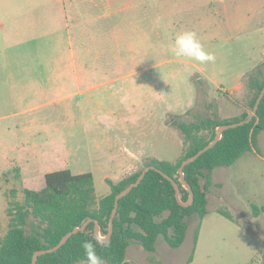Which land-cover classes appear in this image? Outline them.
Instances as JSON below:
<instances>
[{
    "label": "rangeland",
    "instance_id": "obj_1",
    "mask_svg": "<svg viewBox=\"0 0 264 264\" xmlns=\"http://www.w3.org/2000/svg\"><path fill=\"white\" fill-rule=\"evenodd\" d=\"M116 8L107 20L55 21L60 25L53 34L13 36L0 31V236L7 228L10 189L21 199L22 187L41 189L47 172L90 171L96 196L109 191L102 178L106 165L98 164L96 170V162L87 155L88 145L101 137L92 129L105 127V119L89 117L76 99L56 100L54 90L38 94L40 86L31 83L35 78L74 75L77 67L73 70L71 64L78 62L82 76L125 79L110 87L138 88L129 93L139 100L133 110L126 91L103 101L120 113L109 121L116 128L110 133L114 146L124 143L171 162L183 148L179 130L170 123L174 117L191 121L200 114H215L224 119L251 112L246 76L253 57L264 47V0H117ZM211 18L214 23L208 21ZM186 29L197 33L214 61L174 55L173 34ZM261 63L264 56L257 65ZM235 68L246 71L242 84L232 90L229 72ZM142 88L148 89V96ZM122 124L128 127L127 135L118 130ZM259 142L262 148L256 142V153H244L231 166L212 171L208 213L201 219L193 214L187 218V234L179 247L171 249L159 237L157 249L149 253L132 242L126 259L133 264H262L264 212L254 216L251 211V204L264 206V135ZM76 145L80 148L71 150Z\"/></svg>",
    "mask_w": 264,
    "mask_h": 264
},
{
    "label": "trees",
    "instance_id": "obj_2",
    "mask_svg": "<svg viewBox=\"0 0 264 264\" xmlns=\"http://www.w3.org/2000/svg\"><path fill=\"white\" fill-rule=\"evenodd\" d=\"M263 86L264 63H261L246 76L251 110ZM248 115L244 111L240 115L221 119L215 114H200L191 121L174 117L170 123L179 130L183 147L176 161L148 158L141 168L119 180L107 178L109 191L99 198L90 171L73 173L69 169H60L47 172L41 189L22 187L21 199L15 198L16 189H10L12 199L7 200L5 208L7 228L0 236V264H31L36 250L55 246L64 234L91 218L84 231L71 234L56 251L40 254L36 258V264H86L82 243L87 240L95 244L94 220L99 222L100 234L106 236L115 195L133 183L148 165H154L161 172L147 170L140 183L118 200L113 231L108 239L110 246H97V252L106 264H132L126 259L132 242L149 253L155 252L159 237L171 249L179 247L186 236L187 218L193 214L201 219L208 213L207 194L212 184V171L231 166L244 153L256 148L258 135L264 129V95L249 122L223 130L212 147L184 166V177L193 191L191 204L182 206L178 203L172 183L162 173L178 183L180 199L187 201L189 192L179 182V165L212 141L218 126L243 120ZM204 170L208 171L207 175ZM14 173L20 178L19 168L16 167ZM202 178L205 179L203 183ZM251 211L257 216L264 212V206L251 204ZM219 212L232 220L229 213Z\"/></svg>",
    "mask_w": 264,
    "mask_h": 264
},
{
    "label": "crops",
    "instance_id": "obj_3",
    "mask_svg": "<svg viewBox=\"0 0 264 264\" xmlns=\"http://www.w3.org/2000/svg\"><path fill=\"white\" fill-rule=\"evenodd\" d=\"M116 2L117 0H0V31L5 32L6 30L9 35L13 36H20L24 33H36L41 36L53 34L55 30L57 31L55 27L60 25V23L55 24V21H64L66 23L67 20L80 21V18L82 20L94 21L111 19L119 10L116 8ZM90 11L94 12L93 15L85 17L87 12ZM128 21L133 22L131 19ZM208 21L214 23L215 19L211 18L208 19ZM65 27L67 28V26ZM263 56L264 47L263 51L253 57L248 68L257 66V63L262 60ZM80 65L81 64L78 62H76V65L74 63L71 64L73 70L77 67V75H75L76 73L72 75L73 72H69L70 75L63 76L50 75L39 80L35 78L31 80V83L40 86L37 89L38 94H47L50 90H54L56 95L59 96L56 100L76 99L78 108L84 110V112L88 111L89 117H94L96 120L105 119V127L98 125L93 127L92 133L100 134L101 137L100 140L95 139V141H92L88 145L89 152L87 155L96 162V170H98V164L106 165L104 167L105 169L102 168V178L119 180L126 174L135 171L144 159L151 157L142 153L140 150L138 152L131 150L124 143L120 145L116 143L114 146L113 143L115 140L110 136V133L116 128H114L113 124L109 126V121L110 118L119 117L120 113L118 108L107 107L103 101L107 100L109 97H114L119 92L126 91L128 94H131L132 92H138L139 89L132 87L133 85L125 86V88L110 87L118 81L125 80L118 77L96 79L82 76L80 73L81 70L79 69ZM245 71L246 68H235L234 72H229L230 78L228 85L232 86V90L242 84ZM141 92L142 94L145 93L147 96L149 95L148 89L145 90L142 88ZM130 94L126 98L130 103L131 110H133L132 107L135 103L137 104L139 100H134ZM127 113L128 112L122 114L121 118H126ZM127 128L125 124H122L118 130H122L123 134L127 135ZM261 135H264V129L258 135L257 146L259 149L262 148V144L259 142ZM74 148L78 149L80 146L76 145L75 147H71V150H74ZM99 150L105 152V156L95 155V152ZM115 150H120L121 153L118 154ZM249 152L253 153L255 150L252 149ZM101 157L107 159V161L104 162ZM99 159H101L100 162ZM79 173H81V171ZM211 176L214 179L213 172ZM127 260L130 261L129 259ZM130 262L133 264L132 261Z\"/></svg>",
    "mask_w": 264,
    "mask_h": 264
},
{
    "label": "water",
    "instance_id": "obj_4",
    "mask_svg": "<svg viewBox=\"0 0 264 264\" xmlns=\"http://www.w3.org/2000/svg\"><path fill=\"white\" fill-rule=\"evenodd\" d=\"M263 95H264V86L261 89L260 93L258 94V96H257V98L255 100V103H254V105L252 107V110L249 113V115H248L247 118H245L243 120H240V121H237V122H233V123H229V124H222V125L218 126L217 129H216V135H215L214 139L212 141H210L208 144H206L205 146H203L201 149H199L192 156H189V157L185 158L182 161V163L179 165V167L177 169V172L179 174V182L189 192V196H188V200L187 201H185V202L181 201V199H180V189H179L178 183L173 178H171L170 176H168L167 174L162 173L164 175V177H166L172 183V185H173V187L175 189V197H176V199H177V201H178L179 204H181L182 206H188L193 201V191H192L190 185L187 183V181H186V179L184 177V172H183L184 166L186 164L190 163L191 161L195 160L204 151H206L207 149H209L210 147H212L220 139L223 130H225L227 128H230V127H234V126L241 125V124H244V123L249 122L255 116L256 111H257V108H258V105H259V103H260ZM149 169H154V170H156L158 172H161L154 165L145 166L142 169L140 175L137 177V179L133 183L129 184L128 186H126L124 189H122L120 192H118L115 195L114 205H113L112 212H111L110 219H109L108 233H107L106 236H104L107 240L111 237V234H112V231H113V218H114V216L116 214L118 200L121 197H123L124 195H126L133 187L137 186L140 183V181L142 180V178L144 177L146 171L149 170ZM204 172H205L206 175L208 174V171L207 170H204ZM91 220H92L91 218L87 219L86 221L83 222V224L81 226L74 227L72 230H70L69 232H67L66 234H64L62 236V238L60 239V241L55 246H53L51 248H47V249H39V250H36L33 253V257H32L31 264H36V258H37L38 255L44 254V253H47V252L56 251L67 240V238L71 234H73L75 232H78V231H84L87 223L90 222ZM94 223H95V225H94V232H95V235H96L97 233H100V230H99V222L97 220H94Z\"/></svg>",
    "mask_w": 264,
    "mask_h": 264
},
{
    "label": "clouds",
    "instance_id": "obj_5",
    "mask_svg": "<svg viewBox=\"0 0 264 264\" xmlns=\"http://www.w3.org/2000/svg\"><path fill=\"white\" fill-rule=\"evenodd\" d=\"M172 51L177 57L200 63L215 60V56L204 48L197 33L193 30L186 29L174 33L172 37ZM93 239L95 240V244L87 240L82 243L86 264H104L103 256L97 252V246L106 248L110 246V242L100 233H97Z\"/></svg>",
    "mask_w": 264,
    "mask_h": 264
}]
</instances>
